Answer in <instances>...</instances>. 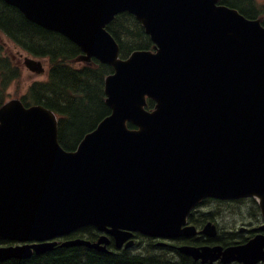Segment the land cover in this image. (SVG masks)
Here are the masks:
<instances>
[{"label": "water", "instance_id": "obj_1", "mask_svg": "<svg viewBox=\"0 0 264 264\" xmlns=\"http://www.w3.org/2000/svg\"><path fill=\"white\" fill-rule=\"evenodd\" d=\"M25 19L73 42L88 62L109 65L110 114L73 151L58 143L57 118L42 105L0 108V240L47 241L93 226L108 252L133 232L176 238L207 197L256 199L264 220V29L218 0H1ZM135 16L156 54L119 48L105 27ZM25 65L43 73L40 62ZM145 97L156 102L146 111ZM127 123L136 128L129 129ZM264 230V225L260 227ZM196 230L191 227V235ZM215 235L207 224L201 232ZM56 243L0 248V262L27 259ZM201 263L264 262V235L247 244L180 247Z\"/></svg>", "mask_w": 264, "mask_h": 264}, {"label": "trees", "instance_id": "obj_2", "mask_svg": "<svg viewBox=\"0 0 264 264\" xmlns=\"http://www.w3.org/2000/svg\"><path fill=\"white\" fill-rule=\"evenodd\" d=\"M246 17L260 10L251 0H223ZM243 7V8H242ZM120 47V56L126 58L134 50H149L152 43L140 24L129 14H120L107 26ZM0 34L28 55L48 62L47 78L31 83L20 97L25 106L40 104L53 111L58 118L59 142L66 150H74L81 138L92 131L97 123L110 113L105 105L104 78L111 68L96 60L79 63L82 55L76 45L58 33L45 30L27 21L15 8L0 1ZM20 68L8 57L1 55L0 45V106L4 103L10 84L20 78ZM148 109L153 107L148 102ZM97 231L92 227L80 229L76 236L93 240ZM220 237L214 240L218 241ZM0 264H201L185 255L175 258L166 254L129 251L101 253L84 247H60L27 259H9ZM207 264V263H205ZM220 264V263H216Z\"/></svg>", "mask_w": 264, "mask_h": 264}, {"label": "rangeland", "instance_id": "obj_3", "mask_svg": "<svg viewBox=\"0 0 264 264\" xmlns=\"http://www.w3.org/2000/svg\"><path fill=\"white\" fill-rule=\"evenodd\" d=\"M255 1L256 3H258V5L264 6V0H255ZM0 43H1L3 54H5V56L9 57L10 59H13V62L19 65L20 73H21L20 78L14 81L12 84H10L6 91L7 96L5 97V102H7L10 100L19 98L21 95H23L26 92L29 84H31L34 81L44 80L46 78V75L44 74L36 75L34 73L29 72L23 66L22 62H24L23 61L24 57L26 56L29 58H32V57L27 55L25 52L21 51L19 48H17L6 37L0 35ZM40 62L43 64V67L46 68V61L41 60ZM250 205L252 206L251 203ZM205 211L211 212L210 215H207V218L208 217L213 218L212 221H214L217 224L218 228H220V231H224V232L233 231L229 227V225H231L232 227H237L239 226L240 222L248 221L247 219L249 216V215H241L240 213H238L234 205L229 206L227 208H223V207L220 208L219 205L212 204L210 207H208V209H205ZM136 251H141V249H138V250L136 249ZM157 251L160 252L159 250ZM168 257H171V256H168Z\"/></svg>", "mask_w": 264, "mask_h": 264}, {"label": "flooded vegetation", "instance_id": "obj_4", "mask_svg": "<svg viewBox=\"0 0 264 264\" xmlns=\"http://www.w3.org/2000/svg\"><path fill=\"white\" fill-rule=\"evenodd\" d=\"M250 203L252 204V200H250V199L224 201V202H220V203H217V202L211 201V200L205 201L202 205V208L200 210H198L195 215H199L200 212H205V213L209 212V211H202V209H208V207H210L212 204L219 205L220 208H222V207L227 208L229 206L234 205L236 210L238 211V213H240L241 215H249L248 219H247L248 221L240 222L239 226L232 227L231 225H229V227L233 231L226 232V233L221 232L222 235H219V236L216 235L215 237H213L209 240H205V241H207L209 245L218 244V245H221L224 247H228V246H233L234 244H245L248 240H251L256 235L264 234L263 231L258 229L259 228L258 226L261 224V219L258 216L256 219L254 218L255 215H258V214L254 211L253 206H251ZM238 204H239V206H238ZM239 209H240V211H239ZM210 213L211 212H209L207 214L210 215ZM190 222H191V218H190ZM189 224L191 225V223H189ZM219 232H220V228H219ZM217 236L220 237V239L218 241H215L214 239ZM138 237H139L138 235H135V243L137 242V244H140L141 241L138 240L139 239ZM59 240H62V239H58V241ZM149 242H152L155 245L162 244L163 249L171 251L170 254L175 256L177 246L191 245V236L190 237H182V238H179V239L172 241V242H157V240H152V239L149 240L148 238H143L142 244L145 246Z\"/></svg>", "mask_w": 264, "mask_h": 264}]
</instances>
